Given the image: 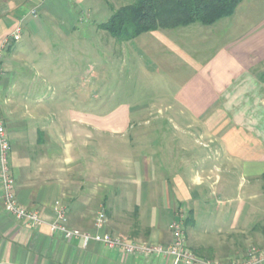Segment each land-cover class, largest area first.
<instances>
[{"label": "crops", "instance_id": "crops-1", "mask_svg": "<svg viewBox=\"0 0 264 264\" xmlns=\"http://www.w3.org/2000/svg\"><path fill=\"white\" fill-rule=\"evenodd\" d=\"M243 3L209 27L193 24L138 37L152 34L158 51L177 60L181 54V64L166 57L160 68L184 71L165 112L187 131L166 135L131 134L128 106L94 116L92 100L83 102L84 72L77 62L89 53L78 29L91 23L80 15L94 14V0H0V42L21 28L20 40L3 54L0 76L16 197L44 222L32 229L7 215L0 186V264H174L171 257L129 256L51 234L56 204L66 210L71 229L159 245L171 244V225L182 209L189 219L187 247L198 259L254 262V253L264 251L256 193L264 173V16L252 22L243 15L236 26H227L225 39L214 40L219 47L194 41L223 30ZM161 121L141 117L138 124ZM199 123V136L188 132ZM111 151L118 157L139 154L113 160ZM131 173L145 176L131 180ZM219 173L240 174L238 195H224L229 178L223 181ZM201 189L217 194L200 196ZM100 217L102 227L90 228Z\"/></svg>", "mask_w": 264, "mask_h": 264}, {"label": "rangeland", "instance_id": "rangeland-1", "mask_svg": "<svg viewBox=\"0 0 264 264\" xmlns=\"http://www.w3.org/2000/svg\"><path fill=\"white\" fill-rule=\"evenodd\" d=\"M135 1L136 0H94V14L87 15L84 13L80 15L81 21H90L94 23V28L91 23H81L82 27L78 29L79 36L84 38L82 41V48L84 52L89 53L88 55H83L81 63L79 61L77 62V64L81 65L84 72L83 86L85 88H83L84 90H82L83 92L81 94L84 98L83 102L92 100L94 116H106L111 113L113 109L121 105L128 106L132 116V123L130 125L131 134L143 130L148 133L166 135L185 133L187 131L185 127L179 125V128H177L167 119L168 113L165 112V106L169 104L172 95L180 87V84L185 78L183 74L184 71L174 66L172 69L160 68V65L164 63L166 57L172 59L174 61H172V63L174 64H181V54H177L179 57L177 60L173 59L171 55H168L166 51H158L157 49L160 48V46L155 43V37L152 34H146L130 43L119 44L116 42L115 38L99 28L101 24L107 22L112 11L122 6L130 5ZM243 4L244 5H242L239 11V15H237L234 21H226V27L223 30L218 32L215 31V35L208 37L205 41L201 38H195L194 41L197 42L196 46L203 47V42L211 44L212 47H219L214 45V40L219 39L220 42L223 41L229 28L231 26H236V23L239 22L238 19L243 15L250 16L252 22L258 20L256 17L262 18L264 16V0H245ZM227 26H229L228 29H226ZM206 30L208 31L211 29ZM184 59L185 57L183 56L182 60ZM92 69L93 71H91ZM76 95L80 96L78 93ZM141 117L149 120L157 118L162 121L160 125H139L138 120ZM203 130V125L199 123L192 126V129L188 132L199 136L198 132H202ZM196 148L202 150V148L197 145ZM138 154V151H134L130 156L126 154L125 156L118 157L115 152L111 151L109 156L112 157L113 160L123 158L122 160L130 161L133 159L132 156L137 159ZM148 175L149 174H146V177H148ZM188 175L190 176L191 174ZM218 175L223 181L229 178V188H227L225 192L223 190L219 191H222V193L224 192L225 196L231 197L239 194V189L237 187L240 182V174L234 173L229 176V174L226 173H219ZM144 176V173L130 174L131 180L143 179ZM262 185L263 182L258 180L256 193L261 200L258 205L259 217L262 219L259 221L260 226H264V193ZM199 192L200 196L204 197L210 194H217L215 189L208 191L201 189ZM180 214H182L183 218L185 217V213L182 209L179 215ZM178 217L180 218V216ZM185 221L186 220L183 221L184 226ZM89 226L94 229V218ZM85 232L90 233L88 231Z\"/></svg>", "mask_w": 264, "mask_h": 264}, {"label": "built area", "instance_id": "built-area-1", "mask_svg": "<svg viewBox=\"0 0 264 264\" xmlns=\"http://www.w3.org/2000/svg\"><path fill=\"white\" fill-rule=\"evenodd\" d=\"M32 16H36V11H30ZM21 36L20 26H16L13 31L0 42V76L2 57L7 48L13 42H18ZM0 186H1V206L3 211L16 221L27 224L32 229L41 227L44 222L37 211L27 210L22 207L16 197L15 182L10 163V140L6 132L3 116L0 110ZM55 218L48 225L51 234H60L65 240L79 238L85 247L90 242L104 245L108 249L118 250L124 255L129 256H161L171 257L174 264H214L209 260L198 259L187 247L184 218L180 216L179 220L171 225L173 240L169 245L149 244L146 242L124 241L118 237L110 235H100L98 233H87L79 230L71 229L68 226L66 210L55 205ZM94 227L100 229L102 227V218H98ZM257 257L254 262L245 264H253L256 262H264V251L254 253ZM216 264V263H215ZM231 264H236L235 262Z\"/></svg>", "mask_w": 264, "mask_h": 264}, {"label": "trees", "instance_id": "trees-1", "mask_svg": "<svg viewBox=\"0 0 264 264\" xmlns=\"http://www.w3.org/2000/svg\"><path fill=\"white\" fill-rule=\"evenodd\" d=\"M244 0H136L112 11L99 28L116 42L127 43L144 33L172 30L200 24L214 25L231 17ZM264 193V173L261 176ZM189 224V219L185 221Z\"/></svg>", "mask_w": 264, "mask_h": 264}]
</instances>
